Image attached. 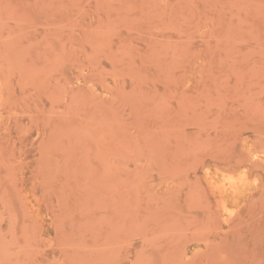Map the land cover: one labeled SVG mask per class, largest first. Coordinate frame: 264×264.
Returning a JSON list of instances; mask_svg holds the SVG:
<instances>
[{
  "label": "rangeland",
  "instance_id": "1",
  "mask_svg": "<svg viewBox=\"0 0 264 264\" xmlns=\"http://www.w3.org/2000/svg\"><path fill=\"white\" fill-rule=\"evenodd\" d=\"M0 264H264V0H0Z\"/></svg>",
  "mask_w": 264,
  "mask_h": 264
},
{
  "label": "bare ground",
  "instance_id": "2",
  "mask_svg": "<svg viewBox=\"0 0 264 264\" xmlns=\"http://www.w3.org/2000/svg\"><path fill=\"white\" fill-rule=\"evenodd\" d=\"M257 155V154H256ZM216 171V170H215ZM207 175V174H206ZM226 175V174H225ZM231 176V175H230ZM220 178H221V176H220ZM226 178H227V175H226ZM231 179H234V178H231ZM239 179V178H238ZM221 180V183L223 184L224 182H225V179L223 180V179H220ZM237 180V179H236ZM241 180V179H240ZM218 181V180H217ZM223 181V182H222ZM226 182H228L227 180H226ZM239 183L241 182V181H238ZM234 183H235V180H234V182H233V185H234ZM215 184V183H214ZM226 184V183H225ZM228 184H226V186H227ZM232 185V184H231ZM230 185V186H231ZM237 185H242V184H238L237 183ZM237 185H236V187H237ZM240 186H239V188H240ZM214 187H215V185H214ZM243 188V187H242ZM245 188V187H244ZM233 189V188H232ZM235 190H237V189H235Z\"/></svg>",
  "mask_w": 264,
  "mask_h": 264
}]
</instances>
